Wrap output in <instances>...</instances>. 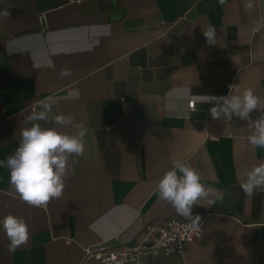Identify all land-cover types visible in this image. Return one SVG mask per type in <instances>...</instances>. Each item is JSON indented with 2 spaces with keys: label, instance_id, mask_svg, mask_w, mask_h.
Returning <instances> with one entry per match:
<instances>
[{
  "label": "crops",
  "instance_id": "1",
  "mask_svg": "<svg viewBox=\"0 0 264 264\" xmlns=\"http://www.w3.org/2000/svg\"><path fill=\"white\" fill-rule=\"evenodd\" d=\"M74 1L0 0V218L29 227L28 242L10 252L0 226V264H101L84 260V249L130 244L147 223L185 219L156 191L177 159L210 190L193 207L202 240L141 264H264V191L240 187L264 148L248 143L247 121L214 120L212 103L173 91L219 97L251 88L264 100V0ZM63 68L70 77H59ZM74 90L78 98L61 99ZM48 97L58 103L42 127L71 132L51 119L71 115L88 134L62 196L33 207L5 162L31 126L30 107L40 111Z\"/></svg>",
  "mask_w": 264,
  "mask_h": 264
},
{
  "label": "clouds",
  "instance_id": "2",
  "mask_svg": "<svg viewBox=\"0 0 264 264\" xmlns=\"http://www.w3.org/2000/svg\"><path fill=\"white\" fill-rule=\"evenodd\" d=\"M219 2L225 4L226 0ZM251 6L250 3L245 5L246 8ZM204 35L209 45L216 44V30L213 27L209 26L204 30ZM49 67L54 65L50 63ZM71 74V69L63 68L59 77L63 79ZM173 91L182 93L178 97L180 99L192 98L201 104L212 103L214 106L208 111L214 120H232L235 116L247 121V127L250 129L248 143L253 148H264V100L251 88L242 93L219 97L193 96L188 88ZM78 97L79 91L74 90L61 99ZM56 103L57 99L48 97L40 101V111H32L26 117L25 123H30L31 126L21 129L19 146L5 162L10 171L11 185L19 199L33 207H47L50 200L62 196L71 158L76 157L78 160L85 152L88 129L83 123L75 122L74 116L56 114L51 117L57 125L71 126V132L60 131L55 127L45 128L39 123L50 119V113ZM253 113L258 115L253 118ZM240 187L246 195L264 191V161L252 166L246 178L240 182ZM156 191L161 200L170 204L179 216L189 221L188 228L197 230L201 227V217L193 215V207L198 201L207 200L210 190L202 183V177L190 164L174 160L171 169L156 182ZM0 226L8 239L10 252L28 242L29 227L22 217L8 214L0 218Z\"/></svg>",
  "mask_w": 264,
  "mask_h": 264
},
{
  "label": "built area",
  "instance_id": "3",
  "mask_svg": "<svg viewBox=\"0 0 264 264\" xmlns=\"http://www.w3.org/2000/svg\"><path fill=\"white\" fill-rule=\"evenodd\" d=\"M68 2L77 4L80 1ZM36 105H40V101ZM34 106L30 107V111H34ZM193 108L194 102H188V110ZM188 224V220L174 217L147 223L132 243L84 249V260L91 259L101 264H141L143 260L154 262L159 255H180L187 244L202 240L203 222L197 230L188 228Z\"/></svg>",
  "mask_w": 264,
  "mask_h": 264
}]
</instances>
